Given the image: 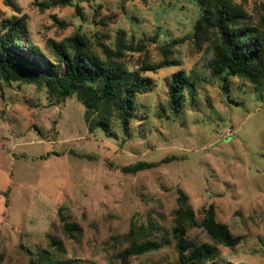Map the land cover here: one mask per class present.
I'll return each mask as SVG.
<instances>
[{
	"label": "rangeland",
	"instance_id": "374dc122",
	"mask_svg": "<svg viewBox=\"0 0 264 264\" xmlns=\"http://www.w3.org/2000/svg\"><path fill=\"white\" fill-rule=\"evenodd\" d=\"M10 1L0 0V30L24 18L19 52L34 62L32 48L56 64L51 42L80 32L99 51L124 44L129 71L179 65L144 74L151 88L137 97L129 135L117 117L108 130L92 128L77 95L60 103L44 86L0 82V264H31L59 245L57 264H123L135 225L152 226L166 245L129 264H180L171 234L182 196L197 221L188 240L213 244L199 227L211 206L242 238L234 249L218 246L206 264H264V89L238 78L226 88L211 76L213 54L195 38L201 0ZM234 2L256 19L264 0ZM180 71L196 95L186 90L176 110L170 87ZM140 162L159 165L123 172Z\"/></svg>",
	"mask_w": 264,
	"mask_h": 264
},
{
	"label": "trees",
	"instance_id": "16d2710c",
	"mask_svg": "<svg viewBox=\"0 0 264 264\" xmlns=\"http://www.w3.org/2000/svg\"><path fill=\"white\" fill-rule=\"evenodd\" d=\"M5 2L12 6L10 0ZM57 4L52 2L40 6L51 8ZM201 5L204 15L195 27V38L207 42L213 54L208 64L211 76L223 77L226 88H229L230 78H238L264 89V3L255 9L256 19L234 0H201ZM23 38H27L24 18L10 20L0 30V82L44 86L60 103L77 95L86 107V119L92 128L108 130L110 119L117 117L126 135L130 134L133 112L138 107V95L149 92L151 88L144 74L179 65L176 61L166 59L158 66L145 65L136 71H129L122 62L124 44L120 42L122 46L118 45L117 51L100 44L99 51L80 32L60 43L51 42L56 64L37 56L32 48L38 60L34 62L19 52L25 43L22 42ZM61 67L64 69L62 75L57 73L50 76L52 71ZM186 90L194 100L195 84L189 83L182 71L177 72L170 87L172 106L176 110L182 106ZM158 165L140 162L122 170L127 174H137ZM180 201L182 207L176 213L171 234L180 264L213 262L219 254L218 246L234 249L241 243V237L234 236L226 225L217 221L214 206L206 211L199 225L213 244H198L188 240V231L197 226V221L193 210L186 205L184 196ZM66 230L72 229L67 226ZM126 239L129 246L119 254L123 264H129L131 258L157 252L166 245L155 237L152 226L135 225ZM61 255L59 245L54 251L38 252L31 264H57Z\"/></svg>",
	"mask_w": 264,
	"mask_h": 264
}]
</instances>
